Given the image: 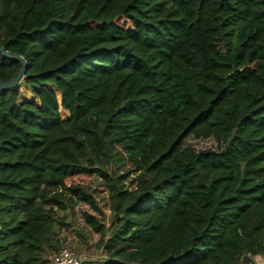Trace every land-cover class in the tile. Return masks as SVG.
Wrapping results in <instances>:
<instances>
[{"label":"trees","instance_id":"16d2710c","mask_svg":"<svg viewBox=\"0 0 264 264\" xmlns=\"http://www.w3.org/2000/svg\"><path fill=\"white\" fill-rule=\"evenodd\" d=\"M0 46V264L79 204L90 264H262L264 0H0Z\"/></svg>","mask_w":264,"mask_h":264},{"label":"rangeland","instance_id":"374dc122","mask_svg":"<svg viewBox=\"0 0 264 264\" xmlns=\"http://www.w3.org/2000/svg\"><path fill=\"white\" fill-rule=\"evenodd\" d=\"M119 23H124L123 20H119ZM20 103L24 102H34L40 104L37 99H35L33 93L27 95L29 91L26 87H21ZM30 92V91H29ZM68 116V115H67ZM62 117V114H61ZM69 118V116H68ZM185 145L196 151L212 149L217 150L219 144L214 139L207 140H197L190 137L186 140ZM93 185H96V180L93 181ZM99 205L102 208L103 213L98 215L99 218L104 220L107 224L112 221V214L109 207V195L107 192L100 193L98 195ZM86 214H95L89 206L85 204H79L76 206L74 212H62L60 215L65 217L66 225L60 227L56 225L60 231V239L62 247L72 248L78 253H82L85 256L87 262L84 261L83 264H90V261H96L104 257L103 252L97 249L96 244L99 242L100 236L93 232L85 222ZM260 263L264 264V259ZM249 264V263H245Z\"/></svg>","mask_w":264,"mask_h":264},{"label":"built area","instance_id":"2783aa9c","mask_svg":"<svg viewBox=\"0 0 264 264\" xmlns=\"http://www.w3.org/2000/svg\"><path fill=\"white\" fill-rule=\"evenodd\" d=\"M47 264H83L86 261L82 253L69 247H61L58 251L46 256Z\"/></svg>","mask_w":264,"mask_h":264},{"label":"water","instance_id":"95a60500","mask_svg":"<svg viewBox=\"0 0 264 264\" xmlns=\"http://www.w3.org/2000/svg\"><path fill=\"white\" fill-rule=\"evenodd\" d=\"M0 53L5 58H9L12 60L19 61L22 65L19 73L17 74V76L14 79L0 84V92H2V91L11 90V89L16 88L20 85V83H21V81L24 78V75L26 73L27 63L23 57L10 54V53L6 52L1 46H0Z\"/></svg>","mask_w":264,"mask_h":264},{"label":"crops","instance_id":"0c3cea01","mask_svg":"<svg viewBox=\"0 0 264 264\" xmlns=\"http://www.w3.org/2000/svg\"><path fill=\"white\" fill-rule=\"evenodd\" d=\"M68 116L70 117V113H68Z\"/></svg>","mask_w":264,"mask_h":264}]
</instances>
